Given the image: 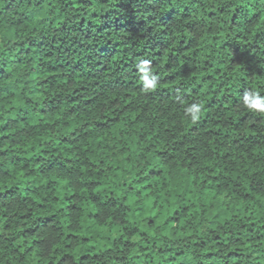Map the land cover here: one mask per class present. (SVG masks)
<instances>
[{
	"label": "trees",
	"instance_id": "obj_1",
	"mask_svg": "<svg viewBox=\"0 0 264 264\" xmlns=\"http://www.w3.org/2000/svg\"><path fill=\"white\" fill-rule=\"evenodd\" d=\"M262 107L264 0H0V264H264Z\"/></svg>",
	"mask_w": 264,
	"mask_h": 264
},
{
	"label": "clouds",
	"instance_id": "obj_2",
	"mask_svg": "<svg viewBox=\"0 0 264 264\" xmlns=\"http://www.w3.org/2000/svg\"><path fill=\"white\" fill-rule=\"evenodd\" d=\"M261 110L264 111V107H262ZM189 111H192V109H189Z\"/></svg>",
	"mask_w": 264,
	"mask_h": 264
}]
</instances>
